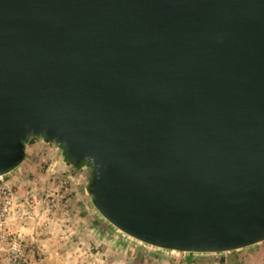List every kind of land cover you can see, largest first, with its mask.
Listing matches in <instances>:
<instances>
[{"label":"water","instance_id":"1","mask_svg":"<svg viewBox=\"0 0 264 264\" xmlns=\"http://www.w3.org/2000/svg\"><path fill=\"white\" fill-rule=\"evenodd\" d=\"M30 135L133 238L263 242L264 0H0V176Z\"/></svg>","mask_w":264,"mask_h":264},{"label":"rangeland","instance_id":"2","mask_svg":"<svg viewBox=\"0 0 264 264\" xmlns=\"http://www.w3.org/2000/svg\"><path fill=\"white\" fill-rule=\"evenodd\" d=\"M90 163L77 167L64 147L30 135L26 158L7 179L17 200L7 231L28 244V264H264V242L220 253H191L142 242L108 221L88 189ZM0 264H7L0 251Z\"/></svg>","mask_w":264,"mask_h":264},{"label":"built area","instance_id":"3","mask_svg":"<svg viewBox=\"0 0 264 264\" xmlns=\"http://www.w3.org/2000/svg\"><path fill=\"white\" fill-rule=\"evenodd\" d=\"M0 176V251L3 252L7 264H28V244L15 234L7 231V221L14 211L17 200V186L7 176ZM4 260L0 259L2 263Z\"/></svg>","mask_w":264,"mask_h":264},{"label":"trees","instance_id":"4","mask_svg":"<svg viewBox=\"0 0 264 264\" xmlns=\"http://www.w3.org/2000/svg\"><path fill=\"white\" fill-rule=\"evenodd\" d=\"M63 146V145H62ZM64 147V146H63ZM65 156H66V154H65ZM66 159H67V157H66ZM86 163H90V161H85V162H82V163H80V164H78V165H75V166H77V167H80V166H82L83 164H86ZM91 164V163H90ZM88 189L90 190V184L88 185Z\"/></svg>","mask_w":264,"mask_h":264},{"label":"crops","instance_id":"5","mask_svg":"<svg viewBox=\"0 0 264 264\" xmlns=\"http://www.w3.org/2000/svg\"><path fill=\"white\" fill-rule=\"evenodd\" d=\"M264 242V241H263Z\"/></svg>","mask_w":264,"mask_h":264}]
</instances>
